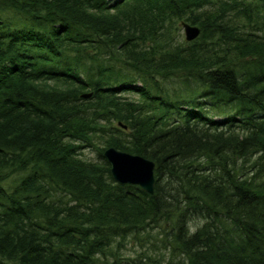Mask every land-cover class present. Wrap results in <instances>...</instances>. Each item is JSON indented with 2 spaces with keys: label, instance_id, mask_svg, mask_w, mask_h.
I'll return each mask as SVG.
<instances>
[{
  "label": "trees",
  "instance_id": "1",
  "mask_svg": "<svg viewBox=\"0 0 264 264\" xmlns=\"http://www.w3.org/2000/svg\"><path fill=\"white\" fill-rule=\"evenodd\" d=\"M9 12L30 25L0 23V264H137L120 255L130 235L140 264H264V157L236 167L255 190L226 185L202 157L205 134L219 161L228 162L220 145L246 156L262 124L249 120L224 142L214 109L177 105L220 89L245 120H264V76L240 86L230 67L251 41L264 52V32L243 36L248 24L264 28V0H0ZM183 23L200 36L183 39ZM103 62L109 72L87 77ZM127 84L141 94L129 98ZM88 148L103 163L85 160ZM107 148L152 158L155 193L116 188Z\"/></svg>",
  "mask_w": 264,
  "mask_h": 264
},
{
  "label": "bare ground",
  "instance_id": "2",
  "mask_svg": "<svg viewBox=\"0 0 264 264\" xmlns=\"http://www.w3.org/2000/svg\"><path fill=\"white\" fill-rule=\"evenodd\" d=\"M229 5H231V8H234V6H232V4H229ZM19 15L24 16L23 14H19ZM239 23L241 25H243V24H246V21L241 19ZM187 25L198 28V26L191 25L190 23H187ZM257 25L258 24H255V23L248 24L246 32L244 33L243 36L244 37H254L256 35H258L259 37L262 36L263 34H259V33L264 32V28L259 27ZM244 26L246 27V25H244ZM244 26L240 27L241 32H243V30L245 29ZM198 29L200 30V34H201V28H198ZM248 44L250 45L249 47H242L241 46V49L244 53L241 56L235 57L233 63H230L231 70L236 74L233 77V80H234L233 82L239 84L240 86L246 85L245 83H247L246 81H248L249 79L250 80L252 79V81H254V77H251V74L253 72H255V75L264 76V66H262L258 71L255 70L256 66L258 64L257 61L262 60V59L264 60V52L261 53L260 49H258L257 51L254 52L256 46L262 47L263 44L259 43V42L258 43L253 42V41L249 42ZM255 53L260 54V56L259 57L256 56ZM248 54H252V55H248ZM237 61H240V62L237 63ZM110 66H111V63H109V62L104 63L103 62L102 65H100L98 67L97 66L94 67L92 69V72L95 71V72H97V75H99L102 72H107L108 71L107 68H109ZM119 69L121 70L124 68L120 67ZM40 81H42V79ZM24 84L30 85L31 83H30V81H28V82H25ZM136 85L141 86L142 84L138 83ZM190 86L192 88H194L193 83H191ZM126 87H128L127 89H128V93H130L129 95L134 94V95L139 96V94H141L139 89L134 88V85L131 86V85L127 84ZM108 94L111 95V92H109ZM129 95H128V97H129ZM225 95L226 94H221L220 89H218L217 92H213V91L211 92L209 90H205L203 95L200 96V94H199L198 97L194 96V98L190 97V95L189 96L184 95V97H182V95H181V99L178 100L177 105H178L180 110H183V111H185L191 115H198V112L203 113L204 109H205V113H210V111L212 109H214L213 113H214L215 119L218 120L219 122L223 123V126H222L223 131L226 132V134L224 132L220 133V135H222L221 140L224 142L228 141L229 138H231L230 135H231L232 129H235V130L242 129L245 125H248L249 123H252V122L262 124V128H261L262 131L258 132V135L260 137V143L256 144L255 148L251 149L250 153L247 154L246 156H238L232 150H230L228 147L225 149L224 145H220L219 147L222 148V155L223 154L225 155V159L228 158V162H224L225 160L219 161L218 159L220 156H217L215 154V152H216L215 147H217V143L212 142L214 139L212 138L213 136H211L210 134H205V137H204V139L206 140L205 143L207 141H209L210 143L207 142V144H204V147L202 149L203 152L206 153V155H202V157H205L207 160L214 159L211 162L214 163L218 167V168H215L214 170L220 176V179L223 178L222 176L226 175V181H225L226 185H231L233 187H237V188H241V189L242 188H248L249 190L250 189L255 190L253 182L247 179V175L245 173H241V172L236 171V167H238V165H240V164H238V162H240V163L241 162L256 163V160H261L264 157V120H262L263 117L260 114H251L252 112L248 113L247 111H246V113L251 114V115L246 117V118H248V120L247 119L245 120V118L241 115L242 112L239 109H236V107H233L235 105L231 106V105L226 104L225 100L229 99L232 96L229 93L227 96H225ZM83 96L91 98L93 96V93L87 92ZM218 103H219V105L216 107V105ZM239 105H240V103H236V106H239ZM201 107L203 109H201ZM249 120H251L252 122ZM252 131L257 132L258 129H253ZM205 133H208V132L205 130ZM258 148H259V150H255ZM126 156H127L126 158H128V157L133 158L136 156V154L127 152ZM137 156L139 158L143 159L144 161L150 162L153 160L152 158H146V157L141 156V155H137ZM103 160H100L98 157L95 161H89V160L88 161L92 162V163H98V162L103 163ZM232 160H234L235 163H233ZM105 161L109 166L108 172H109L112 180L118 185V186H116V188L126 189L125 186H132V184L130 182H121V181L115 180L113 178V172H114L113 171V168H114L113 165L106 158H105ZM211 162L206 161V163H204L205 169L203 170V174L205 176H207L209 179H211L212 181H214L212 178L213 169L212 168H206V167L211 166ZM182 169H183L184 173L188 171V167H184ZM256 169L259 171L260 165L258 166V164H256ZM155 171H156V163H155ZM134 177H136L137 180H139L143 183L147 181V178H143V177L139 178V175H137V174H135ZM152 179H153L152 191H148V190L144 191L149 195H153L156 191V184H157L156 175H154ZM213 184L218 185L219 182L214 181ZM207 185L211 186L210 181L207 182ZM261 186L264 187V182H261ZM224 191L225 192L223 193V195L225 196V198L232 194L231 193L232 189L230 187L224 188ZM261 191L264 192V189L261 188ZM254 192L255 191H248L247 193L250 194V193H254ZM187 194H190V192ZM204 199L205 198L202 196L197 198V200H199V201H202ZM120 255L122 257L124 256L123 253H120ZM133 255H135V256L132 259L135 262H140L143 259V257L145 256V254L142 250L135 252Z\"/></svg>",
  "mask_w": 264,
  "mask_h": 264
},
{
  "label": "water",
  "instance_id": "3",
  "mask_svg": "<svg viewBox=\"0 0 264 264\" xmlns=\"http://www.w3.org/2000/svg\"><path fill=\"white\" fill-rule=\"evenodd\" d=\"M187 41H193L200 35V30L183 23ZM107 160L113 165V177L117 181L130 182L141 186L144 190L152 191L153 189V176L155 164L153 162L144 161L139 157H128L126 153L119 152L116 149L110 148L104 153ZM139 175V178H147L146 182H141L134 177ZM152 179V180H151ZM125 180V181H124ZM152 182V183H151Z\"/></svg>",
  "mask_w": 264,
  "mask_h": 264
},
{
  "label": "rangeland",
  "instance_id": "4",
  "mask_svg": "<svg viewBox=\"0 0 264 264\" xmlns=\"http://www.w3.org/2000/svg\"><path fill=\"white\" fill-rule=\"evenodd\" d=\"M2 21L4 23L5 30H8L9 32H12V31L16 32V31L25 30L27 28V26L30 25L29 20L25 16H20L19 14L12 13V12H9V13H7L5 15L0 14V23ZM181 34H182L183 39H185L186 38V36H185L186 34H185V30L183 28H182ZM248 55H252V54H248ZM238 62H240V61H237V63ZM96 75H97V72H95V71H93V72L89 71L87 73V77H89V78L92 77V76H96ZM108 77H110V75ZM103 78L107 79L106 77H103ZM55 86H57L59 88H63L61 85H54V88H57ZM83 97L84 98H89V97H86V96H83ZM133 97H134L133 95H129V98H133ZM118 125H119L118 126L119 128L127 129V126L123 125L122 123H118ZM143 138H144V136L140 137L139 139H143ZM82 151L84 152V155H85L83 158L85 160H87V161L88 160L89 161H95L98 158V153L95 150H93L92 148L84 149ZM125 243H126V245L119 249L121 251L120 253H123L125 257L134 258L135 255H133V254L135 252L140 251V250L143 251V249L138 246L139 243H140L139 240H136L131 235L128 237V241H126ZM162 252H164V251H162ZM147 253L148 252L146 251V254ZM164 256L166 258H169L168 255H164ZM136 263L140 264V262H136Z\"/></svg>",
  "mask_w": 264,
  "mask_h": 264
}]
</instances>
